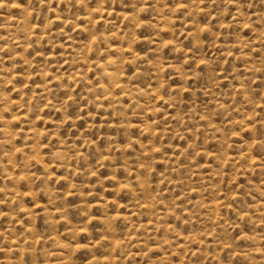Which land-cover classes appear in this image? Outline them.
Here are the masks:
<instances>
[{
	"label": "rangeland",
	"instance_id": "374dc122",
	"mask_svg": "<svg viewBox=\"0 0 264 264\" xmlns=\"http://www.w3.org/2000/svg\"><path fill=\"white\" fill-rule=\"evenodd\" d=\"M0 264H264V0H5Z\"/></svg>",
	"mask_w": 264,
	"mask_h": 264
},
{
	"label": "snow or ice",
	"instance_id": "6c2138e0",
	"mask_svg": "<svg viewBox=\"0 0 264 264\" xmlns=\"http://www.w3.org/2000/svg\"><path fill=\"white\" fill-rule=\"evenodd\" d=\"M7 2L11 3V0H7ZM4 5H5V0H0V7H4ZM12 6L13 7H19V4H13ZM178 7L184 8V7H186V5L181 4V5H178Z\"/></svg>",
	"mask_w": 264,
	"mask_h": 264
}]
</instances>
